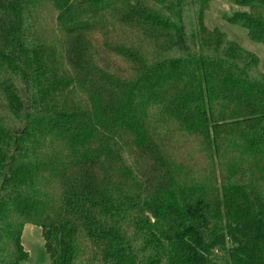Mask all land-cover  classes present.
<instances>
[{"label": "trees", "instance_id": "trees-1", "mask_svg": "<svg viewBox=\"0 0 264 264\" xmlns=\"http://www.w3.org/2000/svg\"><path fill=\"white\" fill-rule=\"evenodd\" d=\"M212 2L0 0V264L28 225L49 264H264V73Z\"/></svg>", "mask_w": 264, "mask_h": 264}, {"label": "rangeland", "instance_id": "rangeland-1", "mask_svg": "<svg viewBox=\"0 0 264 264\" xmlns=\"http://www.w3.org/2000/svg\"><path fill=\"white\" fill-rule=\"evenodd\" d=\"M246 10L238 7L230 0H213L211 10L206 14L205 23L210 29H219L239 46L257 55L261 61V71L264 73V46L250 41L247 32L239 26L229 24L223 19L226 14ZM23 245L30 258L22 264H49L41 230L32 225L25 228Z\"/></svg>", "mask_w": 264, "mask_h": 264}, {"label": "crops", "instance_id": "crops-1", "mask_svg": "<svg viewBox=\"0 0 264 264\" xmlns=\"http://www.w3.org/2000/svg\"><path fill=\"white\" fill-rule=\"evenodd\" d=\"M25 231V230H24Z\"/></svg>", "mask_w": 264, "mask_h": 264}]
</instances>
